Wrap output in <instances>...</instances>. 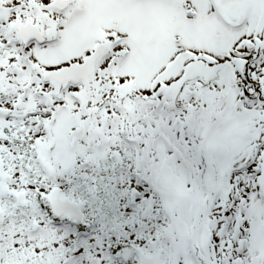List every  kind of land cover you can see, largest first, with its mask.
<instances>
[{
  "label": "snow or ice",
  "instance_id": "1",
  "mask_svg": "<svg viewBox=\"0 0 264 264\" xmlns=\"http://www.w3.org/2000/svg\"><path fill=\"white\" fill-rule=\"evenodd\" d=\"M0 264H264V0H0Z\"/></svg>",
  "mask_w": 264,
  "mask_h": 264
}]
</instances>
